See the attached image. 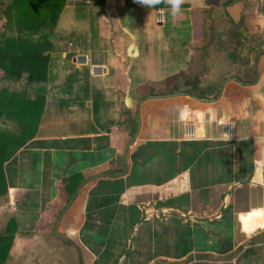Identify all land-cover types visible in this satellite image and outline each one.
Returning a JSON list of instances; mask_svg holds the SVG:
<instances>
[{"label":"crops","instance_id":"obj_1","mask_svg":"<svg viewBox=\"0 0 264 264\" xmlns=\"http://www.w3.org/2000/svg\"><path fill=\"white\" fill-rule=\"evenodd\" d=\"M53 36L47 77L34 84L37 133L5 164L0 233L9 219L16 230L0 264H219L218 243L254 242L264 230V0H184L175 18L164 3L67 0ZM237 157L251 158L240 175ZM77 188L59 222L65 242L54 225ZM248 191L258 200L243 201ZM227 206L235 230L225 235L213 220Z\"/></svg>","mask_w":264,"mask_h":264},{"label":"trees","instance_id":"obj_2","mask_svg":"<svg viewBox=\"0 0 264 264\" xmlns=\"http://www.w3.org/2000/svg\"><path fill=\"white\" fill-rule=\"evenodd\" d=\"M66 1L8 0L2 11L6 18L5 32H0V70L5 79L17 81L24 76L29 85L45 81L53 49V29ZM38 90L35 85L34 95H30L26 90L0 88V120L15 122L14 128L0 129V196L7 191L5 164L37 133L44 108V95ZM213 222H219L231 234L234 228L231 207L227 206L220 220ZM15 230L14 219H9L0 233V262L9 250Z\"/></svg>","mask_w":264,"mask_h":264},{"label":"rangeland","instance_id":"obj_3","mask_svg":"<svg viewBox=\"0 0 264 264\" xmlns=\"http://www.w3.org/2000/svg\"><path fill=\"white\" fill-rule=\"evenodd\" d=\"M7 2H8V0H0V32H3V31L5 32L6 18L3 15L2 11L5 8V5H6ZM57 25H58V21H57V23H56V25H55V27L53 29V33L55 31V28H57ZM6 32H10V31L7 29ZM56 40H57L56 37H54V36L51 37V41L54 42L55 44H56ZM2 87H7V88H9L11 90H13V89L26 90L28 92V94H30V95H32V93L34 92V84H30V85L26 84L24 76L20 80L12 81V80L5 79L4 76H3V72L0 70V88H2ZM14 126H15V122L12 121V120H3V119L0 120V129H3V128L11 129V128H14ZM221 157L223 158V155H221ZM238 157H237V161H238V165H239L238 166V172H239V175H240V173H241L240 171L241 170L245 171L246 168L250 167L249 163H251V158L248 157V160L245 159V158L241 160ZM27 167H29V166H27ZM263 170H264V167H263ZM253 172L254 171L249 170L246 173L252 174ZM246 179L247 178L240 177V176H239V178L238 177L236 178V181H238V184L236 183L235 187H237L236 189H237L238 192H244L245 191V187L248 186V182H249ZM210 180L212 181L213 179H210ZM206 182H208V181H206ZM250 196H251V198L243 199V201L244 200H248V201H256V200H258L256 195L253 196V194L250 193ZM0 206H5V201L2 200V199H0ZM245 208H247V207H243V209H245ZM237 229H238V231L241 230L239 227ZM234 230H235V228L232 229V233L234 232ZM222 233L225 234V235H228V233L224 230V228L222 229ZM242 233H244V232H242ZM257 234H258V237H257V239L255 238L257 241L255 240L254 242L253 241H249L248 242L246 236H244V235H246L245 233L243 234L242 237L239 236V239L241 240V242H239V243H235V244H232V245L224 246V245H221L219 243L217 244V242H216L217 247L219 249H221V252H222V254H221L222 256H217V259L219 261H221L219 264H262V262L264 261V243L262 245H258L257 247L256 246H254V247L252 246V247L247 248L245 250V252H243V254L245 256H243V254H242V255L239 256V259H236V257H234V256H236V254H238V251H240L241 246L243 248L244 245H247V244L252 245L253 243L254 244L256 242L261 243L262 241H264V230L258 232ZM250 242H252V243H250ZM238 245H240L239 248H237V250L234 251L235 248ZM229 251H231V252L234 251V252L230 253ZM252 251H254L255 253L251 254ZM224 252H226V253L224 254ZM206 264H208V263H206Z\"/></svg>","mask_w":264,"mask_h":264},{"label":"clouds","instance_id":"obj_4","mask_svg":"<svg viewBox=\"0 0 264 264\" xmlns=\"http://www.w3.org/2000/svg\"><path fill=\"white\" fill-rule=\"evenodd\" d=\"M136 2L146 8H154L164 3L170 7V14L175 18L181 13V5L184 3V0H136Z\"/></svg>","mask_w":264,"mask_h":264},{"label":"water","instance_id":"obj_5","mask_svg":"<svg viewBox=\"0 0 264 264\" xmlns=\"http://www.w3.org/2000/svg\"><path fill=\"white\" fill-rule=\"evenodd\" d=\"M128 146H129V145L126 146L125 153L127 152ZM124 165H125V167H124V169H123L122 171L115 172V173H113L112 175H113V176H117V175H120V174L126 172V169H127V166H126V165H127V163H126L125 158H124ZM93 178H95V177L92 176V177H90L89 179H93ZM89 179H86V180H89ZM82 184H83V183H82ZM78 188H79V187H78ZM78 188L74 191V193L71 195L70 199H69L68 202L66 203L65 207H64V208L60 211V213L58 214L57 219H56V222H55V225H54V233H55V235H57L58 237H62V238L64 239L65 242L69 241V239H68L67 237H65L63 234H60V233L58 232L59 222H60V219H61L62 214H63V213L65 212V210L70 206L72 200L74 199V197H75V195H76V193H77V191H78ZM76 247H77V246H76Z\"/></svg>","mask_w":264,"mask_h":264}]
</instances>
